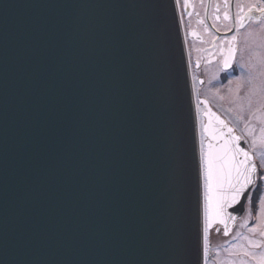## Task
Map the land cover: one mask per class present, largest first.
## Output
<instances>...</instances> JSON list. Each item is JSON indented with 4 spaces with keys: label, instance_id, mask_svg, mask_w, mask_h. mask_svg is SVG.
I'll list each match as a JSON object with an SVG mask.
<instances>
[{
    "label": "water",
    "instance_id": "1",
    "mask_svg": "<svg viewBox=\"0 0 264 264\" xmlns=\"http://www.w3.org/2000/svg\"><path fill=\"white\" fill-rule=\"evenodd\" d=\"M209 145L225 168L248 153L225 223L205 213ZM257 179L196 99L176 0H0V264H171L178 247L206 264V231H232Z\"/></svg>",
    "mask_w": 264,
    "mask_h": 264
},
{
    "label": "flooded vegetation",
    "instance_id": "2",
    "mask_svg": "<svg viewBox=\"0 0 264 264\" xmlns=\"http://www.w3.org/2000/svg\"><path fill=\"white\" fill-rule=\"evenodd\" d=\"M176 1L197 99L210 95V90L235 95V90L246 92L248 86L250 95H264V0ZM241 134L248 144L249 136ZM248 147L258 166L257 148ZM262 201L264 186L258 167L257 182L232 231L225 235L223 226L208 230L206 264H261L264 236L247 234L259 222Z\"/></svg>",
    "mask_w": 264,
    "mask_h": 264
},
{
    "label": "snow or ice",
    "instance_id": "3",
    "mask_svg": "<svg viewBox=\"0 0 264 264\" xmlns=\"http://www.w3.org/2000/svg\"><path fill=\"white\" fill-rule=\"evenodd\" d=\"M251 10V9H250ZM264 11V9H261ZM227 63V61H225ZM207 131V129H205ZM231 131V129L229 130ZM233 139H238L234 137ZM211 145H209V150L204 153V188H205V213L208 215L210 212H214L216 218L220 223H225L223 219V212L226 207H230L232 204L240 203V197L244 194L245 189L248 185L253 183L252 173L247 168L241 171V165L247 163L248 153L243 149L239 150V153L243 154L246 158L245 160H236L235 154L232 157V161H227L228 167L225 168V158L223 156L214 155L211 151ZM219 164V167L217 166ZM235 172V178L233 182L232 173ZM223 182L229 184L230 193L228 199L223 198V193H221L220 198H214V184L219 187ZM248 197H245L247 200ZM261 213L264 214V201L261 202ZM229 218L235 219L234 216ZM212 220H209L211 223ZM255 231V229H253ZM225 235H227V228L225 227ZM261 235L264 236V231H261ZM258 246V245H257ZM171 264H183L182 253L177 248L174 253ZM261 264H264V258L261 260Z\"/></svg>",
    "mask_w": 264,
    "mask_h": 264
},
{
    "label": "rangeland",
    "instance_id": "4",
    "mask_svg": "<svg viewBox=\"0 0 264 264\" xmlns=\"http://www.w3.org/2000/svg\"><path fill=\"white\" fill-rule=\"evenodd\" d=\"M250 90V86H248L246 92L243 89L235 90L233 92L235 95H216L210 90V95L203 96L209 98L215 108L231 113L232 118L230 121L234 125L236 123L237 126H235L237 129L240 128V132L243 131V133H247L251 137H247L248 144L251 149L252 146L257 148L258 167L260 168L264 186V95H250ZM197 98L198 95H196ZM198 103L200 104V102ZM242 136L246 138L245 134H242ZM259 216L257 226L252 228L247 236L252 237V234L259 236L261 231H264V214L260 212Z\"/></svg>",
    "mask_w": 264,
    "mask_h": 264
},
{
    "label": "bare ground",
    "instance_id": "5",
    "mask_svg": "<svg viewBox=\"0 0 264 264\" xmlns=\"http://www.w3.org/2000/svg\"><path fill=\"white\" fill-rule=\"evenodd\" d=\"M196 96V95H195ZM217 109V108H216ZM219 110V109H218ZM205 111L204 106L200 105L197 102V107H196V120H197V134H198V143H199V147L201 150H203L205 148V141L208 139L205 135L203 126H204V117H203V112ZM228 120H231L232 118V114L227 112V111H221V109L219 110ZM234 124V123H233ZM236 125V123H235ZM237 126V125H236ZM240 129V128H239ZM238 129V130H239ZM240 131V130H239ZM247 134V133H246ZM249 136V135H248ZM250 137V136H249ZM251 138V137H250ZM246 140V139H245ZM247 142V140H246ZM248 145V144H247ZM202 156H203V152H202ZM202 187L204 188V174H203V179H202ZM208 231H206V234ZM205 259L207 261V255H206V249H205Z\"/></svg>",
    "mask_w": 264,
    "mask_h": 264
}]
</instances>
